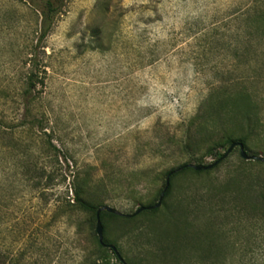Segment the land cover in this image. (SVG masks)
Returning <instances> with one entry per match:
<instances>
[{
	"label": "rangeland",
	"instance_id": "rangeland-1",
	"mask_svg": "<svg viewBox=\"0 0 264 264\" xmlns=\"http://www.w3.org/2000/svg\"><path fill=\"white\" fill-rule=\"evenodd\" d=\"M262 10L264 0H65L34 51L37 14L0 0V261L123 264L92 213L68 204L74 176L90 203L132 214L157 201L169 170L214 162L175 172L153 213L104 216L105 240L126 264L264 256V242L241 253L254 237L234 226L263 207L251 188L264 185V163L237 147L218 161L223 122L256 108L264 121ZM31 60L38 82L26 95ZM258 130L245 150L264 157Z\"/></svg>",
	"mask_w": 264,
	"mask_h": 264
},
{
	"label": "trees",
	"instance_id": "trees-1",
	"mask_svg": "<svg viewBox=\"0 0 264 264\" xmlns=\"http://www.w3.org/2000/svg\"><path fill=\"white\" fill-rule=\"evenodd\" d=\"M27 4L29 5V7L37 14L38 16V27H37V37H36V44L34 45V51L37 46H40L39 44L42 42V40L47 36V34L49 33L54 20L56 18V16L60 13V11L62 10L65 0H26ZM256 20L260 23H263L264 25V10L257 12L256 13ZM38 64L37 62H34L31 60V67L28 69L27 71V76H26V85H25V89H24V93L26 95H30L31 91L33 89L36 88L37 86V79H38ZM30 100V97H28L25 100V106L28 105V102ZM220 103H222V105L218 108V112H217V118H219V116L221 115V112H225L228 111L227 107L225 104H223L222 101H220ZM230 110V109H229ZM37 122H39L38 120H36ZM224 121V120H223ZM264 123V121H262L259 112L257 110V108L255 109V112L253 113H247L244 112L241 115L237 116V119L235 122H231V123H222V125L225 128V144L227 145V147L235 142V141H240L243 143L244 147H245V142L246 140H248V138L250 136H255V135H259L260 130H258V127H261L262 124ZM244 128L245 132L241 133V129ZM46 150H49L51 152H54V154H52L53 156V160H52V165L58 164V155H57V149L55 148L54 145H52L51 143H48V146L46 148ZM222 154H220V156L218 157V161L220 160ZM187 164H182L179 167H183L182 169L185 168H189L192 169L188 166H186ZM178 168V167H177ZM176 169V168H174ZM174 169H171L169 171H172ZM58 170V168H57ZM41 173H37L36 172V177L40 178L41 175L45 173V179H47V182H50L51 180V175L52 173H46L44 168H40ZM168 171V172H169ZM201 171V170H200ZM198 171V172H200ZM167 172V173H168ZM196 172V173H198ZM166 173V175H167ZM175 173H173L170 176L171 177L174 175ZM169 179V181H170ZM84 183H82V181L78 180V173L74 176V179L72 180V202L68 204L71 206H76L82 210L85 211H89L92 213L93 215V219L95 220V212L97 210V208L101 205H94L92 203H90L88 200H86L83 197V193H84ZM255 187L251 188V191L253 190V192H256V196H257V200L260 202V204L263 207L260 208H252L250 211V215H249V224L247 226H242V221L241 219H237L236 222H234V226H235V230H237V232L245 230V228L248 231V236H252L254 237V241L253 244H251V246L247 245H243L240 247L239 245V251L241 253L243 252H252L254 251V249H256L258 252L260 251V247H262V242H264V185H255ZM170 190V182H169V187L166 190L164 197H166L169 193ZM236 194V193H235ZM163 197V198H164ZM236 198V197H235ZM153 204V203H152ZM149 204V205H152ZM154 211H156L155 209H151V210H143L141 211L142 213H153ZM104 216H112V217H117V218H123V219H129L134 215L131 216H127L125 215H115L106 211H102L100 213V220L102 223V218ZM103 226V224H102ZM222 232V230H220ZM103 242L106 245H101L104 248L109 249L112 253L113 251L107 246L111 243H108V241L105 240L104 236H103ZM114 245V244H112ZM115 246V245H114ZM116 247V246H115ZM117 248V247H116ZM118 250V249H117ZM262 252H264V248H262ZM0 264H6L4 263V261H0ZM220 264H264V256H259V257H254V256H250L248 258H245L244 256H240L239 258L235 259V261H222Z\"/></svg>",
	"mask_w": 264,
	"mask_h": 264
},
{
	"label": "water",
	"instance_id": "water-1",
	"mask_svg": "<svg viewBox=\"0 0 264 264\" xmlns=\"http://www.w3.org/2000/svg\"><path fill=\"white\" fill-rule=\"evenodd\" d=\"M235 147L238 148L239 150V155L243 158V159H246V160H257V161H260V162H263L264 163V157L261 156V155H254V154H249L246 150H245V147L243 145L242 142L240 141H235L233 143H231L225 150L224 153H222L221 157H220V160L221 159H224ZM218 162V161H217ZM214 163H211V164H207V165H203V164H187L186 166L188 167H191L192 169L196 170V171H200V170H206V169H209L211 168L214 164ZM183 167H178L172 171H169L165 177V181H164V185H163V188L158 196V199L155 203H153L152 205H142V206H139L135 211L134 213L132 214H126L127 216H131V215H137L138 213H140L141 211L143 210H151V209H155V208H158L160 205H161V202L163 200V197H164V194L166 192V190L168 189L169 187V179H170V176L177 172V171H180ZM102 211H106V212H109V213H112V214H115V215H125L123 214L122 212L118 211L117 209L113 208V207H110L108 205H101L97 208L96 212H95V232L97 234V237H98V241L101 245H106L104 242H103V226H102V223H101V220H100V213ZM112 251L113 253L115 254V256L117 257V259L119 261H121L123 264H126L124 262V260L122 259L121 255L119 254L117 248L112 245V244H109L107 245Z\"/></svg>",
	"mask_w": 264,
	"mask_h": 264
}]
</instances>
